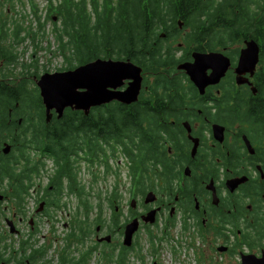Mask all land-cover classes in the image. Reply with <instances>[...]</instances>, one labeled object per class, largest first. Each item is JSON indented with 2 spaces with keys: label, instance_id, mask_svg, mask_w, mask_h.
Listing matches in <instances>:
<instances>
[{
  "label": "flooded vegetation",
  "instance_id": "flooded-vegetation-1",
  "mask_svg": "<svg viewBox=\"0 0 264 264\" xmlns=\"http://www.w3.org/2000/svg\"><path fill=\"white\" fill-rule=\"evenodd\" d=\"M13 2L22 3L0 0V29L19 23L8 17ZM214 4V13L223 12L213 19L216 26L206 15L176 18L177 25L168 22L170 28L160 30L153 43L160 49L157 64L133 63L141 69L136 102L65 108L61 116L51 109L47 116L38 92L40 99L7 107L0 116V264H17L5 249L11 235L29 242V254L18 264H51L46 254L53 240L42 236L39 243L37 227L41 220L52 225L54 213L70 201L79 216L70 221L75 229L66 236L62 255L56 254L58 264L85 263L84 257L71 259L69 246L91 243L88 235L108 242L104 236L118 231L123 247L125 227L134 220L138 228L160 223V235L177 230L194 264H264V0ZM199 59L207 60L200 72L192 65ZM187 64L195 66L192 77L182 68ZM129 82L110 91H124ZM68 111L76 112L83 129L94 127L91 138L82 133L68 142L56 123ZM70 144L76 153L67 150ZM66 153L72 158L65 165ZM77 162L83 163V176L95 170L90 182L111 172V190L92 191L73 174L77 185L71 183L66 169L76 174ZM123 172L128 189L121 196ZM102 199L113 211L108 225ZM119 199H127L129 215L122 224ZM93 243L78 258L100 245ZM31 253L35 260L27 258Z\"/></svg>",
  "mask_w": 264,
  "mask_h": 264
},
{
  "label": "trees",
  "instance_id": "trees-1",
  "mask_svg": "<svg viewBox=\"0 0 264 264\" xmlns=\"http://www.w3.org/2000/svg\"><path fill=\"white\" fill-rule=\"evenodd\" d=\"M16 1L21 3L20 0ZM30 2L33 3L32 0ZM47 3L46 15L51 9H54L53 12H56L61 22L60 31L57 32L56 28H53L56 42L62 44L65 39V42L60 47V52L65 62L64 65L67 66L58 69V71L72 70L77 65L90 62L99 57L101 59L129 61L145 68L148 66V63L150 66H153L158 62L156 53L160 52L158 47L153 48V43L157 40L160 30L167 31L170 28L168 22H171L172 25H177L175 24L176 18L193 21L195 18L206 15L208 16L209 24L216 26L213 19L223 14L222 11L214 13L219 4L215 5L214 0H100V3L98 0H91V12H87L85 0H62L58 5H54L55 7L51 6V0H48ZM14 4L13 2L12 8H14ZM37 14L38 10L36 9L35 16ZM92 14L93 20L91 18ZM34 22L37 24L38 35L33 32L29 36L28 29L23 27V25L20 26L19 23L17 26L13 23L0 29V62H3V66L0 68V116L6 112L8 106L12 107L16 101L20 106H25L28 100L40 99L38 94L39 89L35 84V78H39L38 68L34 64H18L16 59H18L19 54L15 52L17 46L22 44L28 36L33 41H35L37 36L43 39L41 33L44 30V26L41 24L40 16L35 17ZM26 30L27 34L19 37ZM6 41L8 44L4 45ZM34 48L37 49L35 44ZM31 57L35 56L31 55ZM18 66L23 71L15 73L14 71L17 70ZM45 72L50 73L47 66L43 67V73ZM25 76H31L30 81ZM116 113L117 111L114 110L110 114L115 116ZM56 123L61 124L58 126L59 130L65 134L66 138L68 137L69 143L79 140L82 133L88 134L89 138L95 133L92 125H86L83 129L81 121L76 117V112L68 111ZM3 131V129L0 130V133ZM74 147V144H70L67 150L76 153V150H72ZM64 158L66 165L72 157L66 153L64 154ZM10 165V162L6 163L9 173L12 171ZM66 170L69 173L70 182L72 183L73 181L76 186L77 182L72 179V174L76 179V174L72 171V167L69 166ZM70 192L72 193V191ZM21 200L23 201L24 199ZM148 234L151 245L154 246L152 247L153 256H156L155 253L158 250L155 248L154 241L156 240L155 244H157L162 239L166 240L169 238L170 235L159 234L161 236L160 239L153 236L154 234L151 232ZM74 235L72 233V237ZM183 241L186 243V238H183ZM81 243H83V246L86 245L83 241H79L78 245ZM10 244L13 243L6 244L5 249L7 247L10 248V252L13 253L10 256L17 260V264L18 262H22L25 256L21 255L29 254V242L17 241V249H14ZM132 244H134L133 241ZM132 244L129 247L123 246L121 249H118V244L116 243L111 247V251L105 254L104 259L107 262L101 261L100 257L99 262L126 264L128 248H132ZM180 247L181 244L178 248ZM95 250H97V246H93L92 250H86V255L81 254L78 258V255L74 254L81 252V250L76 249L71 259L84 257L86 261L93 256ZM29 257L35 260L32 253L27 258ZM135 257L138 258V255H135Z\"/></svg>",
  "mask_w": 264,
  "mask_h": 264
},
{
  "label": "rangeland",
  "instance_id": "rangeland-1",
  "mask_svg": "<svg viewBox=\"0 0 264 264\" xmlns=\"http://www.w3.org/2000/svg\"><path fill=\"white\" fill-rule=\"evenodd\" d=\"M32 6L38 10V12H41L40 19L42 21V25L44 26V30L41 33L43 39H40L41 37L35 38V41L31 40L29 38L30 34L37 33L38 35V28L36 26V22H34V18L30 16L29 13L31 6L27 3V0H21L22 4L17 5V2L14 4V8H11V14H8L9 16H12L14 20H17L19 24L23 25L26 29L29 31L28 38L19 46H17L15 52L19 54L18 59H16V62L18 64L25 63V64H32L35 63L36 66H38V75L40 76L43 74V67L47 66L50 72L58 71V69L64 68L67 65H64L65 62L63 60V57L61 56L60 47L65 42V39L63 40V43H58L55 40V32L54 27L56 28L57 32L61 30V22L58 19V16L56 12H53L54 9H51L50 12L47 13V15H44V11H47L48 3L46 4V0H32ZM78 1V0H76ZM100 3V0H98ZM62 0H51V3L54 5H58ZM85 5L87 12H91V0H85ZM33 14V13H31ZM7 17V19H8ZM91 18L93 20V14L91 15ZM55 23V25H54ZM187 32V30L185 31ZM27 34V30L23 31L19 37H23ZM7 41L4 45H7ZM34 44L37 46V49L34 48ZM23 53V54H21ZM31 55H34L35 57H31ZM76 65V64H74ZM34 68V67H33ZM23 71L19 66L17 70H15V73H20ZM61 71V70H59ZM27 79H31V76H25ZM84 80V79H82ZM134 163H136V160H134ZM76 165H78V170L76 171V177L77 180H81L83 185L89 189H92V191H99L102 189L104 191L105 189H108V191L112 188V182L113 177L111 175V172H108L105 175V178L103 180L104 175H101V180L97 182H90L89 177L91 173H95L94 169H89V175L83 176V163L77 162ZM125 172L121 173L119 176V186H120V194L123 196L124 192L128 189V182L127 178L124 175ZM63 190V185H62ZM106 194V193H104ZM103 194V195H104ZM102 208H103V218L104 223L109 220L110 217V211L112 209H109L107 207V203L105 199H102ZM33 199H29V202L32 203ZM65 202V201H63ZM95 199H91V203L94 204ZM119 207L121 208V217L119 218V223L122 224V222L129 217L126 206H127V199H119L118 203ZM95 206V205H94ZM79 211L78 209H75V204L70 201L68 203V208L64 211L54 213V223L50 226L49 224L45 222V220H41L40 225L37 227L38 229V238L39 243H42L43 240L41 239L46 237V239L53 240L52 247L46 254V258L50 263L52 264H58V260H56V254L62 255L63 251L65 250V247L67 245L65 239L66 236L69 234V232H73V229H75L71 224L70 221L76 217L78 218ZM69 223L71 226H65V224ZM144 226L143 224H140L139 228L137 229L136 233H134L132 241L134 244L132 247V250L130 251L128 255V259L126 264H194L193 258H192V252L190 249H188L187 244L188 242H184L183 238L185 236L181 235L177 230L173 229L171 235L169 238L162 239L160 242H157L154 245L155 248L158 250L157 253H155L156 256H153L152 253V246L151 241L149 240V232L154 234L153 236H156L161 239V236L159 235V230L161 228V224L158 223L155 225H150L147 228H142ZM23 230H28L26 227H24ZM108 230V229H107ZM111 236H104L108 238V242H105L101 235L94 237L89 236L88 239L91 240V243H86L85 246L78 245L77 242H74L72 245L69 246V254H73V252L76 249H79L81 251L85 250V247L87 245H91L93 242H96L100 244L96 251H94V254L92 257L87 259L85 263L83 264H106V263H100L99 257L101 261H106L105 254L111 251V247L114 246L116 243L118 244V249L122 247V235L120 232L116 231L117 234H113L112 231ZM27 235V231L24 232L23 237L25 238ZM181 236V237H180ZM12 240H6V244H10L14 249H17V236H10ZM157 239V238H156ZM124 240V239H123ZM183 244L180 248L181 243ZM131 246V245H130ZM105 247V249H103ZM175 250V251H174ZM59 251V252H58ZM117 251V249H116ZM80 253V252H79ZM79 253H75L74 255H78ZM135 255H138V258L135 257ZM76 257V256H75ZM74 257V258H75ZM142 258V260H141ZM107 262V261H106ZM108 264V263H107Z\"/></svg>",
  "mask_w": 264,
  "mask_h": 264
},
{
  "label": "water",
  "instance_id": "water-1",
  "mask_svg": "<svg viewBox=\"0 0 264 264\" xmlns=\"http://www.w3.org/2000/svg\"><path fill=\"white\" fill-rule=\"evenodd\" d=\"M206 61L199 59L192 65L197 66L200 72V65ZM192 65L182 66L191 77L195 70V66ZM140 72L141 69L129 61L98 58L72 70L42 74L35 79V84L45 105L46 115L49 116V111L54 109L58 116H61L65 108L86 110L90 106L113 100L123 104L136 102L140 90ZM123 80L130 81L124 91H110L117 88ZM82 88L86 89L85 92L79 91ZM8 150L7 147L2 152L7 153ZM150 217L148 215L146 219ZM137 229V220L125 227L124 246L129 247L132 244V238Z\"/></svg>",
  "mask_w": 264,
  "mask_h": 264
},
{
  "label": "clouds",
  "instance_id": "clouds-1",
  "mask_svg": "<svg viewBox=\"0 0 264 264\" xmlns=\"http://www.w3.org/2000/svg\"><path fill=\"white\" fill-rule=\"evenodd\" d=\"M36 26H37V24H36ZM32 64H34V66H35V67H38V66H36V64H35V63H32ZM56 72H61V71H56ZM45 73H46V72H45ZM45 73H43V74H45ZM47 73H49V72H47ZM51 73H55V71H53V72H50L49 74H51ZM41 75H42V74H41ZM41 75H40V76H41ZM40 76H39V77H40ZM35 79H36V78H35Z\"/></svg>",
  "mask_w": 264,
  "mask_h": 264
},
{
  "label": "bare ground",
  "instance_id": "bare-ground-1",
  "mask_svg": "<svg viewBox=\"0 0 264 264\" xmlns=\"http://www.w3.org/2000/svg\"><path fill=\"white\" fill-rule=\"evenodd\" d=\"M82 1V0H81ZM77 67V66H76ZM67 109H69V108H67ZM70 110V109H69ZM74 111V110H73ZM49 118V117H48ZM71 159V158H70ZM2 199V198H1ZM1 201V200H0Z\"/></svg>",
  "mask_w": 264,
  "mask_h": 264
}]
</instances>
